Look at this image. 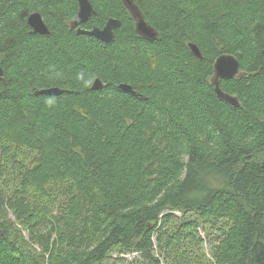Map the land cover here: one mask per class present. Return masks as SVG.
Wrapping results in <instances>:
<instances>
[{"label":"trees","instance_id":"trees-1","mask_svg":"<svg viewBox=\"0 0 264 264\" xmlns=\"http://www.w3.org/2000/svg\"><path fill=\"white\" fill-rule=\"evenodd\" d=\"M89 1L83 28L120 21L110 43L70 27L77 0H0V264H160L154 241L178 264H264V0H132L154 41L121 0ZM222 54L247 74L220 81L239 108L209 83Z\"/></svg>","mask_w":264,"mask_h":264},{"label":"water","instance_id":"water-1","mask_svg":"<svg viewBox=\"0 0 264 264\" xmlns=\"http://www.w3.org/2000/svg\"><path fill=\"white\" fill-rule=\"evenodd\" d=\"M124 7L131 14L135 21L136 33L147 41H154L157 38L156 31L149 26L142 17L139 9L133 3L132 0H121ZM78 10L75 19L71 23V28H76L77 35H85L95 38L103 43H110L114 39V31L120 27V21L114 18H110L106 21L102 28L92 27L91 29H83L80 26L87 23L91 16L94 14L93 7L89 0H77ZM27 24L31 29L33 35H48L49 31L44 23L41 15L37 12L32 13L27 18ZM188 47L192 54L200 59L201 54L194 44H188ZM2 76V69L0 67V77ZM247 77L244 71L239 70V63L237 59L230 54H222L218 56L212 67V76L209 79L210 85L213 87L216 97L231 105L234 108H239L240 103L236 96L230 95L220 88V81H227L230 79H243ZM102 88V83L96 79L91 87L92 90H99ZM121 89L125 93L134 94L133 90L128 85H120ZM63 93L62 90L56 88L44 89L35 91L34 94L45 96H58Z\"/></svg>","mask_w":264,"mask_h":264},{"label":"rangeland","instance_id":"rangeland-1","mask_svg":"<svg viewBox=\"0 0 264 264\" xmlns=\"http://www.w3.org/2000/svg\"><path fill=\"white\" fill-rule=\"evenodd\" d=\"M175 215L178 218L182 217V215L180 213H175ZM178 223H179L178 221L173 222L169 226H165V229H167L171 233V228L175 227ZM198 232H199V235H201L202 237H205L207 244H206V246L203 245V250L206 251L209 244H210V239H208L207 232L204 231L202 229V227L198 228ZM154 240H155V238H154ZM154 245L156 248V251L154 252V254L156 255V257H158L160 264H178L177 259L174 257V255H171V258L168 259V261H167L165 259V256H166L165 252L163 250H159L158 243L156 241H154ZM183 246L186 247V255L189 253V249L191 247H193V245H188V244H183ZM124 258L128 262V264H135L136 261L140 260V258L136 254H128V255H125Z\"/></svg>","mask_w":264,"mask_h":264},{"label":"flooded vegetation","instance_id":"flooded-vegetation-1","mask_svg":"<svg viewBox=\"0 0 264 264\" xmlns=\"http://www.w3.org/2000/svg\"><path fill=\"white\" fill-rule=\"evenodd\" d=\"M74 19H75V18H74ZM88 22H89V21H88ZM88 22H87V23H88ZM71 23H72V21L69 23V24H70V27H71ZM85 24H86V23H85ZM83 25H84V24H82L80 27L83 28ZM74 29H76V28H74ZM83 29H86V28H83ZM90 29H91V28H90Z\"/></svg>","mask_w":264,"mask_h":264}]
</instances>
